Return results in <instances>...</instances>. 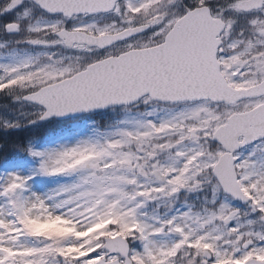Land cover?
Listing matches in <instances>:
<instances>
[{
	"label": "snow or ice",
	"instance_id": "obj_1",
	"mask_svg": "<svg viewBox=\"0 0 264 264\" xmlns=\"http://www.w3.org/2000/svg\"><path fill=\"white\" fill-rule=\"evenodd\" d=\"M0 264H264V0H0Z\"/></svg>",
	"mask_w": 264,
	"mask_h": 264
},
{
	"label": "trees",
	"instance_id": "obj_2",
	"mask_svg": "<svg viewBox=\"0 0 264 264\" xmlns=\"http://www.w3.org/2000/svg\"><path fill=\"white\" fill-rule=\"evenodd\" d=\"M20 135H21V136H25V135H27V134H26V133H21Z\"/></svg>",
	"mask_w": 264,
	"mask_h": 264
}]
</instances>
